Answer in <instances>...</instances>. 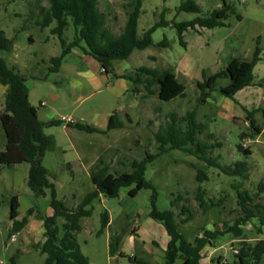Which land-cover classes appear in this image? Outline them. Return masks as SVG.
I'll list each match as a JSON object with an SVG mask.
<instances>
[{"label": "rangeland", "instance_id": "rangeland-1", "mask_svg": "<svg viewBox=\"0 0 264 264\" xmlns=\"http://www.w3.org/2000/svg\"><path fill=\"white\" fill-rule=\"evenodd\" d=\"M182 1L185 0H143L138 21L139 36L162 18L170 22V25L158 27L153 33L151 46L135 50L126 60L114 61V68L122 64L131 65L129 71L134 73L137 70L134 66L171 69L185 86L183 94L169 101L160 100L157 95L142 96L137 100L136 107L131 106L127 114L121 117L122 127L104 133L77 129L68 130L69 133L56 130L57 128L50 130L56 133L63 145H55V149L47 151L42 162L49 171L50 180L56 186L57 197L68 207L77 208L84 196L94 188L91 175L98 164L100 165V161L110 166L113 173L132 172L134 160H142L148 153L159 151L160 144L156 141L155 132L165 124L170 113L175 112L181 116L195 107L198 109V119L206 124L200 137L209 140L207 134L212 133L215 135L214 142L222 143L220 147L214 148L211 156L218 157L223 165L247 159L249 179L244 181L245 188L252 193L255 203H264V189L259 191V184L264 183V48L262 59L254 70L256 84L243 92L239 91L234 96L238 102H233L234 100L224 96L220 90H214L204 102L198 100L201 93L198 82L203 81L204 72L208 75L214 74L225 68L234 57L250 60L258 46L264 47V0H195L201 7L198 13L179 11ZM41 2L49 5L48 0ZM97 2L100 12L106 15V25L114 34L119 35L129 13L134 10L135 0ZM225 4L231 5L236 12L229 13L224 20L226 25L212 28L198 25L197 29L184 32L186 45L181 44L174 22L189 21L197 16L208 17ZM30 10L28 0H2L0 3V29L8 37L14 38L13 49L10 52L0 51V56L26 77L31 103L40 110V103L44 100L48 106L57 110L56 118L70 116L83 123L93 121V112L117 108L119 99L107 91H104L103 108L99 102L100 94L82 104L73 102L74 90L70 77L76 75L80 57L76 56L77 52H70L61 69L50 70V59L60 55L63 47L58 35L52 33L55 23L45 28L35 27L28 20ZM238 14L241 19L237 17ZM74 35L75 29L71 23L65 29L63 37L71 41ZM165 38L169 45L164 44ZM260 81L262 84H259ZM228 83L227 77L219 81V85ZM6 88L0 84V113L4 109ZM52 95L59 98L54 99ZM134 96L130 91L128 97ZM249 112L254 113L257 125L262 128L258 135L250 126ZM62 140L87 144L85 148L79 147L86 153L82 163L79 159L72 158L75 150L71 149V144H64ZM239 144L249 147L252 154L246 157L238 148ZM5 148L6 138L0 120V151ZM28 169V164L16 167L0 164L2 264H11V257L17 253L19 264H42L45 259V254L35 245L41 242L43 235L38 233V227L33 232H29L28 228L31 224L38 226V221L42 222L43 217L49 214L51 191L46 190L45 196L35 197L27 183ZM198 170L204 171L207 178L199 179ZM146 178L157 189L158 209L173 210L180 230L190 241H194L203 228H219L224 231L226 222L233 224L238 217L244 215L238 204L237 190L233 186L243 179L224 174L219 168L209 166L185 151L173 149L160 154L148 164ZM201 191H204V203L198 197ZM152 193V189L144 188L136 197H131L128 188H123L116 197L101 196L93 201L89 206L93 207L92 215L82 219V229L76 234L81 251L89 257L90 264H136L131 260L132 256L145 259L151 264H183L180 257L170 260L167 253L170 240L167 230L161 222L149 215ZM255 194L259 196L256 197ZM14 195L20 200L18 217L20 220L27 217L28 223L25 230L16 233V240L11 241L8 226L11 223V199ZM175 199L178 201L172 203ZM183 204L190 207L192 218L182 224L180 221L185 217L181 214ZM33 207L36 213L30 214L29 209ZM253 208L258 214L264 215L263 209ZM106 210L113 221L98 234L101 214ZM63 222L64 219L60 218L59 223ZM243 229V238L247 241L264 239V224L258 218L245 224ZM114 234L119 239V245L111 254L110 241ZM239 241L231 233L219 235L214 240L217 248L209 247L204 252L205 261L212 260V264H216L221 255L224 262L233 261ZM33 242L34 245L31 244Z\"/></svg>", "mask_w": 264, "mask_h": 264}, {"label": "trees", "instance_id": "trees-1", "mask_svg": "<svg viewBox=\"0 0 264 264\" xmlns=\"http://www.w3.org/2000/svg\"><path fill=\"white\" fill-rule=\"evenodd\" d=\"M2 0H0L1 3ZM16 1V0H13ZM49 5H45L41 0H28L30 5V16L28 20L35 27H48L55 23L52 33L57 34L63 47L62 53L52 57L50 70L58 71L64 58L70 53L73 47H82L83 50L96 58L103 66L105 72H113L114 61L128 59L135 50H143L153 44V33L160 26H168L170 22L162 18L152 27L145 30L141 36L138 35V21L143 0H135L134 10L129 13L127 21L119 35L114 34L106 25V15L100 12L97 0H48ZM34 9V10H33ZM179 11L200 12L201 7L195 0L182 1L178 7ZM229 13H236L235 8L225 4L221 9L215 10L208 17L197 16L189 21L174 22L178 30L179 39L182 45H186L183 36L189 29L200 27H217L226 25L224 20ZM21 13H17L20 16ZM22 15V14H21ZM240 18L239 15H237ZM72 23L75 29L74 38L68 41L63 37L65 29ZM32 40V38H31ZM165 45H169L167 38L163 40ZM85 44V45H83ZM14 46V38L6 35L0 29V51L10 52ZM262 48L257 47L252 59L234 57L225 68L214 74L203 73V81L198 82L200 89L199 102H204L210 97L214 90L220 92L235 102V94L247 86L256 84L254 69L262 59ZM132 80L131 91L133 94L142 96L157 95L160 100H172L185 92V86L179 82L175 72L171 69H155L146 66L138 67L133 74L122 75ZM229 78V83L219 85L221 78ZM0 84L6 86L4 109L0 113V120L6 138V148L0 151V164L6 167H13L17 164L26 163L29 165L27 183L35 197L46 195V190L51 191L50 207L53 210L51 215L43 217L45 227V240L36 245L42 254H45L43 264H90V259L80 248L76 240V234L82 229L81 221L84 217H89L93 213V201L101 196L116 197L121 189L128 188V194L136 197L144 188L153 190L151 196L150 217L161 222L170 237L167 246V253L170 260L181 258L183 264H204L202 263L203 250L207 246H214V240L221 234L231 233L239 239L238 249H235L233 261H223L222 256L217 258L216 264H262L264 257V239H257L254 242L243 238V226L252 219L258 218L264 224V215H260L255 208L264 210V203H255L252 193L245 188V180L249 179V162L247 159L237 160L233 164L223 165L218 157H212L214 148L220 147L221 142L215 141V135L210 133L203 139L200 135L205 131L206 124L197 117L198 109L195 107L188 110L184 115L175 112L170 113L165 124L155 132L156 141L159 145L157 153H148L142 160L132 162V172L113 173L110 166L102 164L100 161L97 169L91 175L94 188L83 198L77 208L68 207L63 200L57 197L55 184L50 180L49 171L42 163V158L46 152L55 149V140L45 133V128L61 125L63 120L51 119L42 121L38 116L35 106L29 99V89L26 77L14 66H10L5 58L0 56ZM262 84V81L259 82ZM250 126L256 135L262 132V128L257 125L254 113L249 112ZM74 126L81 130L95 131L94 128L81 123ZM123 123L114 114L111 116L110 128L122 127ZM245 133L242 134V137ZM255 133L252 134V137ZM238 148L246 157L252 154L249 147L239 144ZM179 149L205 161L209 166L219 168L224 174L229 176H239L242 182L234 183L237 190L238 204L244 213L238 217L233 224L226 222L224 231L219 228L210 230L203 228L200 235L194 241L187 239L180 230L176 221V214L171 209L160 210L157 207V189L146 178L148 164L155 160L160 154L168 150ZM199 179H206L207 174L198 170ZM264 189V183L259 184V191ZM204 191L198 195L204 203ZM255 196H259L255 194ZM179 197H181L179 195ZM175 199L172 203H176ZM19 198L14 195L11 199L10 219L12 220L13 232L20 231L28 222L25 217L18 219ZM30 214L33 208L29 209ZM180 223L188 222L192 218V212L187 204H183ZM63 218L64 222L59 223ZM110 223V214L106 210L101 214V227L98 234H101ZM136 233V230H133ZM119 245L117 235H111L110 251L113 254ZM19 253L11 257V264L18 263ZM131 260L136 264H151L149 261L132 256ZM214 262V261H213Z\"/></svg>", "mask_w": 264, "mask_h": 264}, {"label": "crops", "instance_id": "crops-1", "mask_svg": "<svg viewBox=\"0 0 264 264\" xmlns=\"http://www.w3.org/2000/svg\"><path fill=\"white\" fill-rule=\"evenodd\" d=\"M239 16H240L239 19H241V15H239ZM112 17H114L113 14H112ZM112 17L109 16V18H111V19H112ZM261 48L263 49L264 47H261ZM70 52L71 53L77 52L75 54H76L77 57H80V60H81V62L78 64L76 75L70 77L71 78V84H72V87H73V90H74V93H73L74 101L73 102H75V103L78 102L79 104H82V103L86 102V100L90 99L91 97L100 94L101 99H100L99 102H100V105L103 108L104 104L102 102H104V91H107L108 93H111V94L115 95L119 99V102L117 104L118 105L117 108H114L111 111H104L103 110L104 112L103 111H101V112L97 111L98 113L93 112V116H92L93 121L92 122L83 123L81 121L74 120L70 116L68 117V118H70V120H64V118H56L57 115H58L57 114L58 113L57 110H55V108L52 107V106H48L47 103L44 100H42L41 103H40V108L41 109L39 110V109L36 108L40 120H42V121H49L51 119L64 120L61 125L47 127L44 130L45 133L47 132L46 134L54 137L55 144L58 147H61L63 144L60 142V140L57 137L56 133L50 131L53 128H57L56 130H61V131H64V132H68V130H72V129L81 130V129L77 128L76 126H74L75 123H81V124L88 125V126L94 128L96 132L100 131V132L104 133V132H106L108 130L113 129V128L109 127L112 115L115 114L118 117V120L122 121V120H120L121 117L124 114H127V110L130 109L131 106H133L135 108L136 107L135 104H136L137 100L141 99V97H142V94L135 95L132 98L128 97V94L131 91L133 82H132V80H130L128 78H125L122 75L134 73V72H130L131 70L129 71L131 65L122 64V65H119V67H117L116 69L113 68V72L112 71L105 72L104 69H103L102 64L96 58H94L92 55L87 54L83 50L82 47H73ZM62 64H61V66H62ZM134 67H135V70L138 68V67L136 68V66H134ZM59 69H61V68H59ZM248 87H250V86H247V87L243 88L242 92L244 90H246ZM239 91H241V90H239ZM52 96H53L54 99H58L59 98V96H56V95H52ZM126 97L128 98V100H126ZM29 99H30V96H29ZM236 101H238V100H236ZM233 102H235V101H233ZM31 104L33 106H35L33 103H31ZM82 131H87V130H82ZM95 131H87V132H95ZM62 142L64 144L68 143V144L72 145V146H70L71 149L75 150L74 151L75 152V156L72 157V158H74V159L76 158V160L79 159L78 161L82 163V160L84 159V156H85L86 153L84 151H81L79 149V147L85 148V147H87L86 146L87 144L85 142L76 143V142H68V141L65 142L63 140H62ZM64 152H66V150H64ZM43 158H42V161H43ZM23 164H26V163L17 164V165H15L13 167H16L18 165H23ZM70 164L71 163H68V165H70ZM19 202H20V200H19ZM19 208H20V206H19ZM35 213H36V210L33 207L32 214H35ZM52 213H53V210L50 207V212H49L48 215H51ZM18 216H19V214H18ZM18 219H19V217H18ZM112 221H113L112 217L110 216V223H109L108 226H110L112 224ZM12 223L13 222L11 220V223L8 226V230L9 231L12 228ZM25 226L20 231L25 230ZM37 227H38V233L42 234L43 238H42L41 242H38L35 245H38V244L42 243L45 240L44 221H42V222L38 221V226H34V224L29 225L28 230H29V232H33L35 229H37ZM16 233L17 232H13V233H11V235L9 234V238H10L11 241H15L16 240V238H17V236H16L17 234ZM13 235H14V239L12 238ZM237 240H239V239H237ZM31 244L34 245V242L31 243ZM209 247L210 248H217L216 245L205 247V249L202 252L203 253L202 263H204V264H212V262H213L212 260L210 262H207L204 259V252ZM0 264H2V263L0 262Z\"/></svg>", "mask_w": 264, "mask_h": 264}, {"label": "built area", "instance_id": "built-area-1", "mask_svg": "<svg viewBox=\"0 0 264 264\" xmlns=\"http://www.w3.org/2000/svg\"><path fill=\"white\" fill-rule=\"evenodd\" d=\"M64 120H70V118H64ZM12 238L14 239V235L12 236Z\"/></svg>", "mask_w": 264, "mask_h": 264}]
</instances>
